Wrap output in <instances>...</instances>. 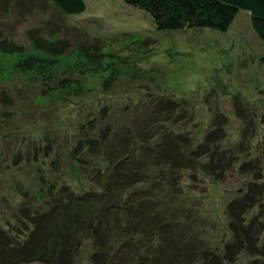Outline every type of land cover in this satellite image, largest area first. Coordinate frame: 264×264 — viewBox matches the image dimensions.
Segmentation results:
<instances>
[{"label": "rangeland", "instance_id": "obj_1", "mask_svg": "<svg viewBox=\"0 0 264 264\" xmlns=\"http://www.w3.org/2000/svg\"><path fill=\"white\" fill-rule=\"evenodd\" d=\"M84 1L85 12L65 16L50 0H0V29L27 49L23 54H0V96L6 92L14 102L12 107L0 103V228L15 231L26 206L21 188L36 175L28 158L15 167L17 153L27 152L33 159L34 147L51 143L63 157L70 144L67 136L78 124L100 117L105 105L117 119V114H128L127 105L171 97L187 111L172 128L192 141L194 149L217 131L210 137L211 145L245 150L239 152L236 165L223 158V174L199 172L193 180L189 170L178 175V180L183 177V196L205 221L203 236L224 252L233 240L228 213L232 201L256 195L258 201L246 220L264 222V180L258 179L264 178V41L255 32L251 15L240 11L226 32L159 31L149 13L124 0ZM36 27L68 39L73 49L52 68L26 71L18 64L35 53L27 30ZM82 46L98 50L101 59L86 58L79 51ZM111 75L115 79L105 87ZM49 80L53 90L42 95ZM157 122L166 126L162 116ZM260 237L264 241L263 231ZM91 247L87 241L83 250ZM252 261L246 250L238 259L239 264Z\"/></svg>", "mask_w": 264, "mask_h": 264}, {"label": "trees", "instance_id": "obj_2", "mask_svg": "<svg viewBox=\"0 0 264 264\" xmlns=\"http://www.w3.org/2000/svg\"><path fill=\"white\" fill-rule=\"evenodd\" d=\"M50 1L65 16L86 10L84 0ZM124 1L149 13L159 31L210 28L226 32L244 10L264 41V0ZM55 36L41 27L28 29L27 39L35 53L18 66L26 71L52 68L56 59L73 49L68 39ZM79 51L92 61L101 59L98 50L82 46ZM25 52L24 45L0 29V54ZM114 79L111 75L104 86H111ZM48 86L42 95L53 90L52 80ZM0 103L14 105L6 92ZM109 108L105 105L100 117L78 124L66 138L70 144L63 157L51 143L34 147L33 159L27 152L17 153L15 167L28 158L36 175L21 188L26 206L19 212L15 231L0 228V264H239L244 250L254 257L248 264H264L260 237L264 222L246 220L258 201L256 195L229 204L233 240L223 252L203 236L205 221L183 196V177L178 180L183 170L191 171V179L199 172L223 174L225 160L236 165L239 152L245 150L211 145L210 137L217 131L194 149L192 141L172 128L187 111L171 97H158L143 106L127 105L128 114H117V119ZM161 116L165 127L156 123ZM87 241L92 247L86 252Z\"/></svg>", "mask_w": 264, "mask_h": 264}]
</instances>
